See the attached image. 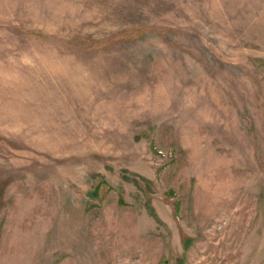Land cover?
I'll return each instance as SVG.
<instances>
[{"label":"rangeland","instance_id":"374dc122","mask_svg":"<svg viewBox=\"0 0 264 264\" xmlns=\"http://www.w3.org/2000/svg\"><path fill=\"white\" fill-rule=\"evenodd\" d=\"M0 264H264V0H0Z\"/></svg>","mask_w":264,"mask_h":264}]
</instances>
